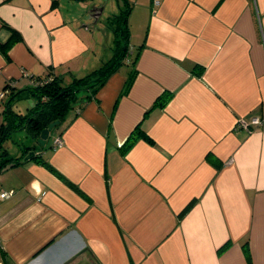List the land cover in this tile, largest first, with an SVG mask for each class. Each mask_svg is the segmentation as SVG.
Returning a JSON list of instances; mask_svg holds the SVG:
<instances>
[{
  "label": "crops",
  "instance_id": "0c3cea01",
  "mask_svg": "<svg viewBox=\"0 0 264 264\" xmlns=\"http://www.w3.org/2000/svg\"><path fill=\"white\" fill-rule=\"evenodd\" d=\"M124 2L134 80L119 96L121 65L35 150L79 191L32 159L0 170V264H264V0ZM103 13L0 0V42L21 36L0 50L1 117L33 79L95 69ZM137 125L149 139L121 152Z\"/></svg>",
  "mask_w": 264,
  "mask_h": 264
},
{
  "label": "trees",
  "instance_id": "16d2710c",
  "mask_svg": "<svg viewBox=\"0 0 264 264\" xmlns=\"http://www.w3.org/2000/svg\"><path fill=\"white\" fill-rule=\"evenodd\" d=\"M129 8L126 2L125 8L121 9L119 13H116L110 19L111 21L117 20V25H109L115 31L116 38L112 56L108 60L85 75H72L70 80L66 82L63 80V75L54 74L48 75L46 78L33 79L32 85L27 87V92L34 97V104L27 108L25 112L15 111L10 102H7L3 109L0 122V170L7 165H16L22 160L32 159L42 163L46 168L79 191L77 187L57 172L48 161L41 155L35 153V150L43 148L45 143L39 146L32 145L24 147L21 157H9L2 143L13 131L19 129H26L36 136H39L44 127L50 122L57 120L58 123L50 130L51 133L55 132L65 118L67 110L76 103L81 107L84 102L94 97L109 76L125 63H127L130 68L119 96L129 90L136 74L135 62L137 58V52L133 54L129 42V30L127 26ZM20 37L18 31L10 28V35L8 38L0 42V50L7 55L8 49L18 41ZM80 91H86V95L81 99H79L78 95ZM10 93H12V91ZM170 98L171 93L169 91H163L155 99L153 106L162 107ZM140 137L149 139L144 130L137 125L119 147L120 151L124 153ZM30 151H32V154L24 159Z\"/></svg>",
  "mask_w": 264,
  "mask_h": 264
},
{
  "label": "rangeland",
  "instance_id": "374dc122",
  "mask_svg": "<svg viewBox=\"0 0 264 264\" xmlns=\"http://www.w3.org/2000/svg\"><path fill=\"white\" fill-rule=\"evenodd\" d=\"M96 1L100 9L103 8L104 6V13L102 17H98L99 19H97V21H95L97 17H94L92 20L91 18H87L86 20L88 21H85V22L88 23L90 21L92 23L90 24L92 28V32H93V36H92L93 39H91V41L93 43L95 52L97 51L96 60H100L99 61L100 63L96 65V67H98L101 63L108 60L110 55L105 57V53L108 52L112 54L113 48L115 45L116 34H115V31L109 25L113 24L114 26H116L117 20L115 21L108 20L107 18L108 14L109 13H119L121 9L125 8L126 3L124 2V0H96ZM86 6H87L86 8H89L88 4H86ZM136 32H137V28H136V23L134 21L133 33H136ZM130 43L135 44L136 42L134 40H130ZM101 55H103L102 58H101ZM125 65H128V64L125 63ZM125 65L122 68L124 70L127 68V66ZM32 100H34V97H32L31 94H28L27 99L26 98L19 99L18 101H16L13 108L15 110L20 109V111L23 112L25 111L26 107L29 108L33 106ZM0 110H1V107H0ZM1 119L2 117L0 116V120ZM50 137H51V134L46 139V143H45L46 145L48 144ZM2 145H3V148L7 150L9 156H12V155H15L17 151L19 152V154H21L23 151V148L26 146H32V145L39 146L40 142L38 140V136H36L31 131H28L26 129H19V130L13 131L8 138H5V140H3Z\"/></svg>",
  "mask_w": 264,
  "mask_h": 264
},
{
  "label": "built area",
  "instance_id": "2783aa9c",
  "mask_svg": "<svg viewBox=\"0 0 264 264\" xmlns=\"http://www.w3.org/2000/svg\"><path fill=\"white\" fill-rule=\"evenodd\" d=\"M8 92V87H6L4 90H1L0 91V100L3 98V96L6 94ZM238 123V125L239 126H242L243 128H245L246 130H250L251 128V126L252 125H258V124H260V122H261V120L259 119V117H252L251 118V120L250 121H248V122H246L245 120H243V119H239L238 121H237ZM54 144L55 145H60L61 144V138H59V137H56L55 138V140H54ZM12 190H9V191H2L1 193H0V197H2V198H6V197H8V196H10L11 194H12Z\"/></svg>",
  "mask_w": 264,
  "mask_h": 264
},
{
  "label": "water",
  "instance_id": "95a60500",
  "mask_svg": "<svg viewBox=\"0 0 264 264\" xmlns=\"http://www.w3.org/2000/svg\"><path fill=\"white\" fill-rule=\"evenodd\" d=\"M115 14H116V13L110 14V15L107 17L108 20H110L111 17H112L113 15H115ZM57 123H58L57 120L52 121V122H50L46 127H44V128L41 130V132H40V134H39V136H38V140H39V142H40V145H43V144L45 143L47 137H48L49 134H50V130H51V129H52ZM31 154H32V151L28 152L27 155L24 157V159H26V158H27L28 156H30Z\"/></svg>",
  "mask_w": 264,
  "mask_h": 264
}]
</instances>
